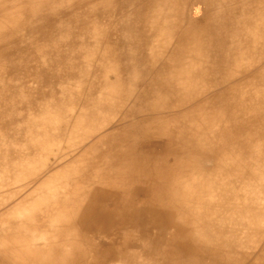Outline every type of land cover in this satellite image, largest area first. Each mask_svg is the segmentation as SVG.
<instances>
[{
	"label": "bare ground",
	"instance_id": "bare-ground-1",
	"mask_svg": "<svg viewBox=\"0 0 264 264\" xmlns=\"http://www.w3.org/2000/svg\"><path fill=\"white\" fill-rule=\"evenodd\" d=\"M263 121L264 0H0V264H239Z\"/></svg>",
	"mask_w": 264,
	"mask_h": 264
},
{
	"label": "rangeland",
	"instance_id": "rangeland-1",
	"mask_svg": "<svg viewBox=\"0 0 264 264\" xmlns=\"http://www.w3.org/2000/svg\"><path fill=\"white\" fill-rule=\"evenodd\" d=\"M261 125H262V127H260V129H261V132L264 134V121L261 122ZM260 146H259L260 147L259 153L256 155H259V158H260V162H258V165L260 167L261 166L264 167L263 166L264 165V161H263V159H264V141H263V144H261ZM252 158H253V155L250 154L249 160ZM249 176H250V168H249ZM258 176H259L258 178H261L262 180H264V178H263L264 175L262 173H260V175H258ZM240 178L244 181L246 180L244 175H241ZM250 181L251 180H249V185H250ZM258 187H259V189H257L258 193L256 192V197L264 198L263 187L260 185ZM246 248H248V250H245ZM237 259L240 260V261L238 260V262H240L239 264H241V263H243V264H254V262L256 263L259 261H263L264 260V233H261L259 237L257 236L255 238H249V241L246 242L242 252L240 253L239 257H237Z\"/></svg>",
	"mask_w": 264,
	"mask_h": 264
}]
</instances>
